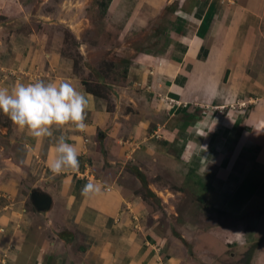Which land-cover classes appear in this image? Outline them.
<instances>
[{
	"label": "crops",
	"instance_id": "1",
	"mask_svg": "<svg viewBox=\"0 0 264 264\" xmlns=\"http://www.w3.org/2000/svg\"><path fill=\"white\" fill-rule=\"evenodd\" d=\"M162 3L163 0H148L143 5L155 13ZM193 3L188 10L179 12L177 8L174 13L177 25L167 33L173 40L171 53L150 52L153 54H149L147 63L138 70L131 64L127 76L136 71L146 83L171 86L167 95L179 102L172 106L178 112L173 122L177 121L165 128L172 137L185 142L188 129L211 128L206 142L213 146V135L214 142L225 148L222 157L226 160L222 163L227 173L217 175L221 186L224 176L232 174H228L229 162L237 165L246 159L245 152L257 149L256 160L264 163V0ZM15 44L8 50L0 44V87L68 80L86 95L89 105L86 130L79 131L71 124L54 127L53 137L40 140L20 130L0 112V203L11 201L0 208V264H170L168 254L177 256L166 249L158 232L138 220L143 213L140 196H125L121 185L123 192L111 183V162L121 149L119 138L123 137L117 134L124 128L128 129L125 137L128 132L142 136L145 129L140 126L145 127L144 122L128 127L129 123L124 122L129 119L116 109V101L114 108H108L101 96L83 88V83L69 73L66 60L52 55L51 50L42 53L37 48L27 51L28 47L26 55L19 57L11 50L14 47L19 51ZM127 76L120 81H128ZM98 78L107 87L111 100V82ZM119 82L114 81L115 85ZM158 109L152 107L151 114L161 113ZM144 112L145 108L143 114L147 115ZM180 114H186L187 120L179 118ZM59 136L77 147L78 171L68 169L58 175L50 171L48 162L55 155ZM129 143L126 141L125 149ZM22 164L35 174L37 165L47 169L44 186H39L52 198L47 212L27 207V195L17 183L19 172L24 171ZM91 169L96 177H88ZM45 174L44 171L41 176L45 178ZM263 179L259 173L254 189L262 186ZM89 181L100 185V191L82 196L81 189Z\"/></svg>",
	"mask_w": 264,
	"mask_h": 264
},
{
	"label": "rangeland",
	"instance_id": "2",
	"mask_svg": "<svg viewBox=\"0 0 264 264\" xmlns=\"http://www.w3.org/2000/svg\"><path fill=\"white\" fill-rule=\"evenodd\" d=\"M106 1L0 0V44L8 50L16 43L19 51L11 50L19 57L26 55L28 47L27 51L37 48L42 53L51 50L66 60L69 73L83 88L96 92L108 108H114L116 101V109L129 119L124 122L128 127L144 122L142 136L127 131L125 137L128 129L124 128L117 134L123 137L111 162V183L122 192L125 189V196H140L143 213L138 220L158 232L166 249L177 256L169 253L168 263L264 264V182L254 189L258 174L264 176V163L256 160L258 150L245 152L246 161L242 158L237 165L229 162L228 174H232L224 176L219 186L218 176L227 173L222 163L225 148L214 142L213 135V146L206 142L211 128H186L190 132L185 142L172 137L165 128L177 121L173 122L178 112L172 106L179 102L167 95L171 86L146 83L136 71L127 76L131 64L138 70L149 54L171 53L173 40L167 33L177 25L174 13L177 8L188 10L194 0H163L155 13L145 10L143 3L148 0H110L104 9ZM98 76L111 82V100ZM126 76L128 81L121 82ZM114 81L120 82L115 85ZM146 107L150 114L152 107L163 111L150 115ZM179 118L187 120L186 114ZM128 140L131 143L125 149ZM22 166L17 183L31 209L28 192L44 186L49 173L38 165L40 174ZM44 171L45 178L41 176ZM89 174L96 177L92 169ZM10 203L2 200L0 208Z\"/></svg>",
	"mask_w": 264,
	"mask_h": 264
},
{
	"label": "clouds",
	"instance_id": "3",
	"mask_svg": "<svg viewBox=\"0 0 264 264\" xmlns=\"http://www.w3.org/2000/svg\"><path fill=\"white\" fill-rule=\"evenodd\" d=\"M88 105L86 95L68 80L17 83L11 89L0 87V112L37 140L53 137L54 127L71 124L79 131L86 130ZM54 153L48 162L53 174L58 175L68 169L78 171L80 153L76 146L67 142L66 137L56 139ZM99 191L100 185L89 181L81 189V195L87 197Z\"/></svg>",
	"mask_w": 264,
	"mask_h": 264
},
{
	"label": "water",
	"instance_id": "4",
	"mask_svg": "<svg viewBox=\"0 0 264 264\" xmlns=\"http://www.w3.org/2000/svg\"><path fill=\"white\" fill-rule=\"evenodd\" d=\"M29 199L37 212H47L52 205V198L49 193L39 187L31 189Z\"/></svg>",
	"mask_w": 264,
	"mask_h": 264
},
{
	"label": "trees",
	"instance_id": "5",
	"mask_svg": "<svg viewBox=\"0 0 264 264\" xmlns=\"http://www.w3.org/2000/svg\"><path fill=\"white\" fill-rule=\"evenodd\" d=\"M108 1H110V0H107V1H106V3L104 4V5H105L104 9L106 8V5H107ZM195 183H196V182H195ZM202 186H203V185H202Z\"/></svg>",
	"mask_w": 264,
	"mask_h": 264
}]
</instances>
